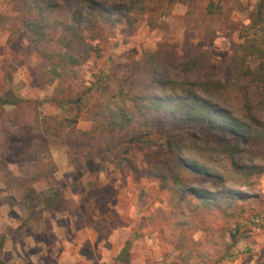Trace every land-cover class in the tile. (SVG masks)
Segmentation results:
<instances>
[{
    "label": "rangeland",
    "instance_id": "obj_1",
    "mask_svg": "<svg viewBox=\"0 0 264 264\" xmlns=\"http://www.w3.org/2000/svg\"><path fill=\"white\" fill-rule=\"evenodd\" d=\"M173 7L163 18L168 33L155 28V16L148 14L115 24L99 21L87 31L95 50L76 68L86 83L101 71L112 87L130 69H145L142 62L151 55L169 63L178 57L186 7ZM231 18L238 21L236 30L218 31L214 39L191 31L188 43L208 49L215 60L227 59L243 41L240 27L246 22L244 12L233 11ZM19 19L12 0H0V94L12 88L24 99L0 109V264H117L114 258L127 241L128 264H264V227L253 228L228 254L220 215L209 211L203 223V213L182 212L150 173L141 142L104 151L100 138L109 134L93 130V114L83 109L70 122L76 109L51 102L56 81L39 78L49 64L38 51L56 46L51 40L34 43ZM183 73L199 75L192 67ZM236 101L229 95L232 110L242 114ZM136 125L119 133L120 141L133 137ZM165 125H172L169 119ZM184 143L200 163L224 174L228 185L258 195L264 214V173L234 174L205 144L194 146L189 138ZM261 158L251 152L246 161L264 163Z\"/></svg>",
    "mask_w": 264,
    "mask_h": 264
},
{
    "label": "trees",
    "instance_id": "obj_2",
    "mask_svg": "<svg viewBox=\"0 0 264 264\" xmlns=\"http://www.w3.org/2000/svg\"><path fill=\"white\" fill-rule=\"evenodd\" d=\"M175 4L186 7V36L178 57L169 63L151 55L142 62L145 69H130L116 77L112 87L101 71L95 81L86 83L76 68L95 50L86 39L87 31L97 29L99 21L115 24L130 20L132 14H148L155 16V28L168 33L163 18ZM12 7L34 43L51 40L55 44V50L38 51L49 64L39 78L45 83L56 81L51 102L76 109L70 122H76L83 109L93 114V130L109 134L104 141L100 138L104 151L141 142L147 149L150 173L182 212L203 213V223L209 211L220 215L228 254L253 228L264 227L259 196L228 185L224 174L200 163L184 143L189 138L194 146L205 144L223 157L234 174L264 173V163L246 161L251 152L264 154V0L252 4L242 0H12ZM233 11L244 12L246 22L240 27L243 41L234 44L231 56L215 60L208 49L190 46L191 31L214 39L218 31L236 30ZM173 67L179 70L174 72ZM189 67L197 69L198 77L184 75ZM229 95L236 98L242 114L232 110ZM22 102L12 88L0 94V109ZM134 121L133 137L120 141L118 134ZM93 139L91 134L89 140ZM129 247L127 241L119 250L114 258L117 264H128Z\"/></svg>",
    "mask_w": 264,
    "mask_h": 264
}]
</instances>
